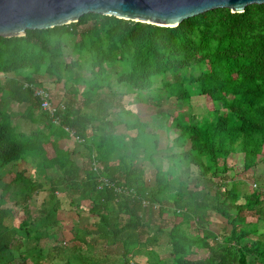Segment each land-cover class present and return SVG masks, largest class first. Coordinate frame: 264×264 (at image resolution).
Wrapping results in <instances>:
<instances>
[{"label": "trees", "instance_id": "16d2710c", "mask_svg": "<svg viewBox=\"0 0 264 264\" xmlns=\"http://www.w3.org/2000/svg\"><path fill=\"white\" fill-rule=\"evenodd\" d=\"M0 75L5 77L0 92L24 106L21 117L33 119L38 112L43 121L42 129L17 131L0 107V264L11 262V247L20 244L17 235L38 242L59 232L58 193L75 209L87 202V215L96 219L94 231L106 253L115 255L113 249L121 248L119 264H130L155 204L157 219L170 226L171 264H264V241H248L255 230L246 222L247 212L259 210L263 193L244 194L237 188L238 176L231 183L225 176L231 154H243V174L264 160V4L249 5L242 13L207 11L175 27L85 14L69 25L0 37ZM43 75L63 85V108L55 114L59 125L41 110L33 93L42 88ZM113 82L135 104L150 108H161L164 99L190 107L192 98H203L206 113L201 118L181 111L155 113L157 129L173 132L171 143L181 148L165 155L170 169L164 171L156 162L157 134L147 130L148 121L116 101L122 94ZM154 88L156 94H151ZM119 126L128 135L118 134ZM70 132L82 140L81 166L71 158L73 150L57 142L69 139ZM29 154L37 177L17 168ZM139 159L152 165L153 185L146 184ZM178 165L187 179L195 168L202 185L192 189L179 179L171 190ZM55 168L58 175L48 177ZM100 177L112 186L100 185ZM118 188L128 194L117 193ZM45 189L49 207L42 224L23 220L17 230L5 225L9 209L2 206L26 209L32 195ZM209 211L226 220L227 235L219 238L208 228ZM74 241L72 257L56 243L45 262L64 258V264H84L76 256L79 244L87 241L78 233ZM86 264L93 263L87 259Z\"/></svg>", "mask_w": 264, "mask_h": 264}, {"label": "rangeland", "instance_id": "374dc122", "mask_svg": "<svg viewBox=\"0 0 264 264\" xmlns=\"http://www.w3.org/2000/svg\"><path fill=\"white\" fill-rule=\"evenodd\" d=\"M91 23V22H90ZM92 24V23H91ZM84 28V27H83ZM70 46L64 48V54L68 56L70 54ZM84 75L88 76V72L86 70H83ZM40 78V82L42 83V88L45 89L50 98L52 99V102L59 106L62 103L63 95H64V89L62 84H53L52 79L47 76L43 75ZM5 77L3 75H0V81H3ZM81 86V85H80ZM160 83L157 81L155 83V87L159 89ZM82 87V86H81ZM113 89L117 92H119L122 95H119L116 98V101L124 106L127 109H132L137 116L142 121H148L149 128L148 131L151 133H156L158 136V152L155 153V159L156 162L161 166L162 170H167L171 168V162L167 160L165 155L178 153L181 148L174 146L171 143V137L174 135L173 132H166L165 129H157L156 123L157 119H155V113L156 111H167L170 113L181 111L184 115H191L201 118L205 113L206 109L204 106L203 98L202 97H194L191 100V106L189 107L187 104L180 105L176 104L174 100H166L162 102L161 108H150L146 105H139L135 104L132 100L133 96L128 94L125 95L123 92L125 89L121 86H118L116 83L113 82ZM124 94V95H123ZM151 94H156V89L154 88V91ZM103 96V94H102ZM7 98L4 94L0 92V101L3 99V101ZM11 103V101H10ZM9 103V104H10ZM18 104H13L12 107L7 105V110L9 112H14L16 114L21 113L23 107L17 106ZM0 107H3L2 104ZM178 113V112H177ZM180 113V114H181ZM39 114V113H38ZM115 117V116H113ZM22 120L17 119L15 121V124L20 123ZM98 123H93L94 126H96ZM99 126V124H98ZM18 125V129H22ZM42 129L43 127H39ZM17 129V131H18ZM125 130V129H124ZM126 134V132H125ZM128 135V133L126 134ZM73 138V137H72ZM71 138V139H72ZM75 142V141H74ZM75 145V155L73 156V159L76 164L81 166L82 162L84 161L83 154H85L84 148L80 143L76 142ZM168 147V149H167ZM163 155V158L161 157ZM228 167L231 169L225 176L226 179L231 180L233 177L240 178L244 174L242 170V165L240 163L239 158H235L233 160H229L226 162ZM140 168H142L145 171V177H146V184L153 185V167L149 163L142 161L141 159L138 160V164ZM181 167L178 165V168L176 169V179H174L172 184V189L175 190L177 187V182L179 179L185 181L187 185L190 188H194V185L201 186V182L198 180L197 176V170L195 168L193 169V175L187 179L185 176L180 174ZM53 171H48V173H52ZM55 175V174H51ZM100 179H104L103 177H100ZM99 179V183H101ZM238 181V180H237ZM226 180L225 184L229 185L230 183ZM247 186V183H246ZM250 189H253L251 185H248ZM237 188L242 191H246L247 187H241V185L237 184ZM244 190H243V189ZM46 191H40L36 193L35 195H32L31 199L27 202L26 209L13 207L10 204H7L5 206H2L1 209L8 210L7 211V217L5 219V225L7 227H10L11 229L19 227L20 223L23 220H26L30 222V226H39V224H42L44 222L45 214L47 213L49 202H48V195L49 191L45 189ZM24 191L23 188L19 189L17 191V195L21 194ZM248 192V191H247ZM120 193L125 194L124 190L120 189ZM21 196V195H20ZM61 200V206L60 210L57 214L58 223L61 226V229L59 232H55L52 237H48L46 239H42L38 242H35L34 238L26 239L24 236L17 235L20 244L13 245L11 247L13 258L11 259V262L8 264H47L45 262V255L49 249H51L56 243H58L59 246H63L64 248L68 249V256L69 258L72 257L71 254H75L77 251L74 249L72 250L74 241V236L76 233L82 238L85 237L87 241V245L79 244L81 247L80 251H78V255L76 258L78 260L81 259L84 264H86L87 259H89L90 262L93 264H119L120 263V256L122 250L119 247H115L113 249V252L115 255H108L106 253V247L103 243V241L99 240L96 231H94V221L96 219L91 218L87 215V202H83L77 209H75V206H72L69 203V199L64 197L63 195L58 194ZM21 198V197H20ZM19 198V199H20ZM73 199H76L73 197ZM241 202H243V199H240ZM13 207V208H12ZM152 211H154V214L150 217V219L146 222V225L141 230V237L139 240L138 246L133 250L132 254L129 256L128 263L130 264H171L172 258L170 256L171 248L169 244V239L167 236V233L169 231L170 226L164 224V222H161L156 217V210L157 205H152ZM171 207V206H170ZM210 212V213H209ZM208 214L212 216V224H208V227L218 232V235L220 237L223 235V233L220 232V229H222L223 226L226 224V220L222 218H218L214 212L209 211ZM79 214V216H78ZM217 217V218H216ZM159 228V229H158ZM159 231V232H158ZM199 230H196L198 232ZM193 231V234H197ZM24 237V238H23ZM149 238H154L155 241H148ZM249 241V240H248ZM108 250V249H107ZM65 260L64 258H58L55 260L54 264H64Z\"/></svg>", "mask_w": 264, "mask_h": 264}, {"label": "water", "instance_id": "95a60500", "mask_svg": "<svg viewBox=\"0 0 264 264\" xmlns=\"http://www.w3.org/2000/svg\"><path fill=\"white\" fill-rule=\"evenodd\" d=\"M254 4L262 5L264 0H0V37H22L27 30L69 25L89 13L175 27L207 11L242 13Z\"/></svg>", "mask_w": 264, "mask_h": 264}, {"label": "crops", "instance_id": "0c3cea01", "mask_svg": "<svg viewBox=\"0 0 264 264\" xmlns=\"http://www.w3.org/2000/svg\"><path fill=\"white\" fill-rule=\"evenodd\" d=\"M9 103H10L9 96H7V98L4 101H3V99H1V101H0V105L2 104V106H3L2 109H5V110H7V107H8L7 105L12 107V105L14 104L13 102H11L10 104ZM17 106H20V105H17ZM23 110H24V106H23V109L21 110L22 112L19 114L7 111L11 116V124H12V126H14L16 128V130L18 129L17 128L18 125L20 127H22V129H18V131H21L24 133H30L32 131L39 130L40 129L39 127H43L42 117L40 116V114H38V112L34 113L33 119H24L23 117H21ZM17 119H21L22 121L18 124H15V121H17ZM125 132L126 131L124 130L123 126L118 127V129H117L118 134H121V133L125 134ZM71 138L72 137L70 136L69 139H58L57 142L59 144V147L63 148L64 150L65 149L66 150L67 149L73 150L74 154L71 155V158L73 159V156L75 155V152H76L75 151L76 150L75 145H74V143H76V141L73 138L72 139ZM235 158H239L240 163L242 165L243 154H231L228 157L229 160H233ZM33 159H34V156H32L30 154L27 155L24 161L18 162V165H17L18 170L26 169V170H28L29 175H34L33 177H37V174L35 173V171H36L35 166L32 163ZM228 159H227V161H228ZM51 174L58 175V168H55L52 173H50V174L48 173L47 176L48 177L55 176V175H51ZM231 182L232 181L230 180V183ZM238 182H241V187H243V188L247 187L246 188L247 190L245 192L241 190V192L244 194H249L252 190H255V189H258L263 193L262 202L260 204L259 210L257 212H247L246 213V222L248 223V225L252 229L255 230L254 234L250 235L249 241L250 242H254L256 240L264 241V160L259 162L257 164V166H255L252 170H250L246 174H244V176L240 177L238 179ZM246 183H247V186H246ZM248 185H251L254 188L250 189V187ZM11 190H12V188H11ZM18 190L19 189H17L16 191H18ZM58 194L62 195V193H58ZM5 205H7V204H5ZM208 217H209L208 222L210 225V223L212 224V219H211L212 216H210L208 214ZM217 217L221 218L219 215H217ZM210 230L218 235V232L216 233L212 229H210ZM229 230H230V227L227 224H225V226H223L222 229H220V232L223 233V235H227ZM218 237L220 238V235H218Z\"/></svg>", "mask_w": 264, "mask_h": 264}, {"label": "built area", "instance_id": "2783aa9c", "mask_svg": "<svg viewBox=\"0 0 264 264\" xmlns=\"http://www.w3.org/2000/svg\"><path fill=\"white\" fill-rule=\"evenodd\" d=\"M24 86H28L27 83L24 84ZM33 93H34V96H36L38 98V100L40 101V108L42 111L44 112H47L49 114V116L51 117V120L52 122L55 124V125H59L60 124V119L58 117L55 116L56 114V111H57V107H61L63 108L62 105H55L53 102H52V99L50 98L48 92L43 89V88H37V89H33ZM66 131H69L67 128H64ZM71 137H73V139L78 142V143H81V139L78 138V137H74L72 135V133L70 132L69 133ZM95 168V167H94ZM101 183L100 185H109V186H112L111 183H107L105 179H100ZM99 185V187H100ZM117 193H120V189L118 188L116 190ZM126 192V191H124ZM128 194V193H126ZM145 205H147L148 203L144 202Z\"/></svg>", "mask_w": 264, "mask_h": 264}]
</instances>
